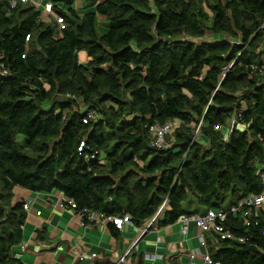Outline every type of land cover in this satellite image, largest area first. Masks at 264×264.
<instances>
[{"label": "trees", "instance_id": "16d2710c", "mask_svg": "<svg viewBox=\"0 0 264 264\" xmlns=\"http://www.w3.org/2000/svg\"><path fill=\"white\" fill-rule=\"evenodd\" d=\"M12 1L0 0V264H23L21 189L137 226L165 199L158 225L263 191L264 0H44L45 16ZM232 117L225 137L214 126ZM172 119L168 145L154 146L150 126ZM226 225L246 240L208 235L212 259L264 264V210Z\"/></svg>", "mask_w": 264, "mask_h": 264}, {"label": "crops", "instance_id": "0c3cea01", "mask_svg": "<svg viewBox=\"0 0 264 264\" xmlns=\"http://www.w3.org/2000/svg\"><path fill=\"white\" fill-rule=\"evenodd\" d=\"M229 133L230 129H223L225 136ZM21 190L24 200L32 199L22 240L13 246L14 255L23 264H205L202 253L206 247L200 242V229L191 220L182 230L186 215L167 225H158V219L142 234L147 222L142 226L125 222L122 228L111 221L83 226L76 212L64 205L66 195L60 190ZM198 207H191L197 209L193 214L205 212ZM127 251L126 260L119 262ZM82 252L97 256L80 259Z\"/></svg>", "mask_w": 264, "mask_h": 264}, {"label": "built area", "instance_id": "2783aa9c", "mask_svg": "<svg viewBox=\"0 0 264 264\" xmlns=\"http://www.w3.org/2000/svg\"><path fill=\"white\" fill-rule=\"evenodd\" d=\"M22 1H31L35 4L37 9H40L41 16L46 14H52V3L45 2L43 0H22ZM16 4V0L12 1V5ZM55 18L59 24L58 29L64 27L63 18L59 15H55ZM96 115L93 111L88 112V118H95ZM87 121V119H84ZM180 120L172 119L168 120L163 124L154 123L150 126V131L153 134L152 144L159 148H164L168 145L167 134L173 129L180 126ZM236 123V117H232L229 122L225 125H215V129H231ZM204 125L203 118L196 123H194V136L193 141L199 139L202 136V126ZM227 137V136H225ZM263 186H264V174H262ZM168 204L167 199L161 204L157 212L147 221V224L144 228L141 229V234L145 232L147 228L153 225L161 217L164 210ZM64 205L74 210L76 214L80 217V222L83 226L88 224H100L102 222L111 221L116 225L117 228H122L125 222L132 223L131 216L126 213L124 215H107L103 212L90 210L88 208L79 209L77 202L74 198L65 196ZM23 207L26 212H28L32 207V199L27 198L24 201ZM264 210V187L263 191L259 194H249L244 197L237 205L232 206L229 210L226 208H216L211 207L203 213H196L193 215H186L183 219L184 227L183 231L187 229L188 222L193 220L197 227L200 229L202 234L200 235V242L206 247V251L202 253V258L205 264H218L215 262L207 249V235L212 236V241L218 242L224 239L237 240L239 242H245L246 238L244 236L236 235L234 232L228 229L226 221L229 213H240L243 219V224L246 226L252 225V223L257 224L261 211ZM37 214H40V211H37ZM128 251L125 252L122 256L119 257V262H124L126 260ZM80 259H94L97 256V253L87 254L82 252L78 254ZM192 257L196 256V252L191 254Z\"/></svg>", "mask_w": 264, "mask_h": 264}, {"label": "rangeland", "instance_id": "374dc122", "mask_svg": "<svg viewBox=\"0 0 264 264\" xmlns=\"http://www.w3.org/2000/svg\"><path fill=\"white\" fill-rule=\"evenodd\" d=\"M44 1V0H43ZM100 19H102V17H100ZM101 24H102V21H101ZM208 38L210 37H212V38H215V37H213L210 33H208V36H207ZM79 58H80V60H87V53H86V51H80V53H79ZM17 140L21 143V144H24V142H25V140H26V137L24 136V135H22V134H19L18 136H17ZM200 140V139H199ZM192 206L193 205H195L194 203H192L191 204ZM191 206V207H192Z\"/></svg>", "mask_w": 264, "mask_h": 264}, {"label": "water", "instance_id": "95a60500", "mask_svg": "<svg viewBox=\"0 0 264 264\" xmlns=\"http://www.w3.org/2000/svg\"><path fill=\"white\" fill-rule=\"evenodd\" d=\"M148 229V228H147Z\"/></svg>", "mask_w": 264, "mask_h": 264}]
</instances>
